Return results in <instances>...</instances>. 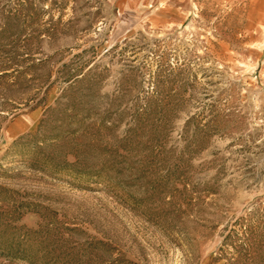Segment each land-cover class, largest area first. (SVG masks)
Instances as JSON below:
<instances>
[{
  "label": "rangeland",
  "instance_id": "374dc122",
  "mask_svg": "<svg viewBox=\"0 0 264 264\" xmlns=\"http://www.w3.org/2000/svg\"><path fill=\"white\" fill-rule=\"evenodd\" d=\"M0 264H264V0H0Z\"/></svg>",
  "mask_w": 264,
  "mask_h": 264
}]
</instances>
